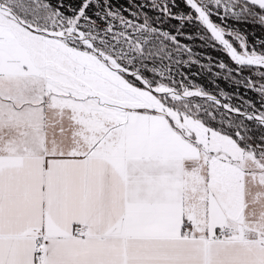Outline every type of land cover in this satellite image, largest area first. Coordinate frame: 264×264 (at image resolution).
<instances>
[{
	"label": "snow or ice",
	"instance_id": "obj_1",
	"mask_svg": "<svg viewBox=\"0 0 264 264\" xmlns=\"http://www.w3.org/2000/svg\"><path fill=\"white\" fill-rule=\"evenodd\" d=\"M0 264H264V0H0Z\"/></svg>",
	"mask_w": 264,
	"mask_h": 264
},
{
	"label": "trees",
	"instance_id": "obj_2",
	"mask_svg": "<svg viewBox=\"0 0 264 264\" xmlns=\"http://www.w3.org/2000/svg\"><path fill=\"white\" fill-rule=\"evenodd\" d=\"M112 3L114 6L116 7H123V8H127L129 6V0H112ZM249 30L250 31H255L256 35H260V30L258 28L253 29L251 26H249ZM186 31H189L188 29H186ZM186 43H192L193 47H194V51L196 52H200L203 53L204 55L208 56H213V57H218V53L209 48V47H200L201 45V41L199 39L193 41H185ZM206 62V61H203ZM185 72H189V69H183ZM191 72L194 73H200L201 70L197 67V66H193L190 70ZM192 79L195 80L196 83L203 85L206 88H211V84L209 83V77L206 74L201 73L198 76H194L192 77ZM219 85L221 88H223L225 91L228 92H233L235 91L234 86H230L227 82L223 81V80H219L218 81ZM241 93L244 92L243 89H240ZM248 96H252V93H247Z\"/></svg>",
	"mask_w": 264,
	"mask_h": 264
}]
</instances>
